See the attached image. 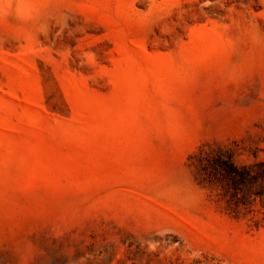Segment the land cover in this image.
Wrapping results in <instances>:
<instances>
[{"label":"rangeland","instance_id":"rangeland-1","mask_svg":"<svg viewBox=\"0 0 264 264\" xmlns=\"http://www.w3.org/2000/svg\"><path fill=\"white\" fill-rule=\"evenodd\" d=\"M218 151L264 161V0H0V264H264Z\"/></svg>","mask_w":264,"mask_h":264},{"label":"trees","instance_id":"trees-1","mask_svg":"<svg viewBox=\"0 0 264 264\" xmlns=\"http://www.w3.org/2000/svg\"><path fill=\"white\" fill-rule=\"evenodd\" d=\"M198 169L209 181L215 180L228 208L238 215L240 207H246L256 199L264 208V161L250 165H237L231 154L218 151L215 155L199 160ZM260 211V210H258ZM264 220V210L260 211Z\"/></svg>","mask_w":264,"mask_h":264}]
</instances>
